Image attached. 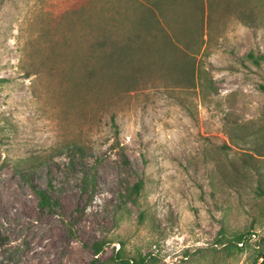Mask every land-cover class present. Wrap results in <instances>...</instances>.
<instances>
[{"label": "rangeland", "instance_id": "1", "mask_svg": "<svg viewBox=\"0 0 264 264\" xmlns=\"http://www.w3.org/2000/svg\"><path fill=\"white\" fill-rule=\"evenodd\" d=\"M111 1L0 0V264H258L264 0Z\"/></svg>", "mask_w": 264, "mask_h": 264}, {"label": "trees", "instance_id": "2", "mask_svg": "<svg viewBox=\"0 0 264 264\" xmlns=\"http://www.w3.org/2000/svg\"><path fill=\"white\" fill-rule=\"evenodd\" d=\"M175 0H164V3L167 2H174ZM177 2V1H176ZM180 2V1H179ZM151 5V6H150ZM150 5H147L144 3H138L136 0H116L109 2V5L107 7V13L109 15V20L113 21V23L121 24L120 26H123L126 28V26H129L128 28V34H130V37L136 36L138 37V32H141L143 29H146L148 31L153 29H159L157 24L158 23V14L155 11V9L161 10V1L160 0H154L153 2H150ZM126 8V10H125ZM124 9V10H123ZM114 13L115 16L110 17V11ZM126 11V12H125ZM192 22H199L197 18L193 19ZM191 25V24H189ZM190 27V26H189ZM132 35V36H131ZM108 37V38H107ZM107 41L106 45L112 44L110 47L111 51L110 54L116 55L120 50H123L124 47H127V45H120L118 43V40H114L110 37V35H107ZM118 38V37H117ZM104 43V41L102 42ZM133 43V42H131ZM251 57V55H249ZM178 70H181L180 66L177 67ZM261 88L264 89V85H261ZM142 183L138 182L133 185V187L128 191L126 198L129 199L134 204H138V195H139V189L141 188ZM259 192L261 195L264 196V187L259 183L258 186ZM34 191L37 194L39 198V205L43 208H52L54 205V202L51 201L50 196L45 190L38 189L34 187ZM142 215V213L140 214ZM243 235H239L236 238H234L233 241H229L228 243L233 244V246L238 247L239 243H243ZM104 241H98L93 244L92 252L94 255H98L104 245ZM226 248H229L230 246H225ZM111 262L113 264H141L143 263V258L139 259V261L132 260V259H124L120 256L112 258Z\"/></svg>", "mask_w": 264, "mask_h": 264}, {"label": "water", "instance_id": "3", "mask_svg": "<svg viewBox=\"0 0 264 264\" xmlns=\"http://www.w3.org/2000/svg\"><path fill=\"white\" fill-rule=\"evenodd\" d=\"M258 264H264V252L261 254Z\"/></svg>", "mask_w": 264, "mask_h": 264}]
</instances>
